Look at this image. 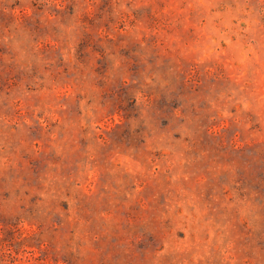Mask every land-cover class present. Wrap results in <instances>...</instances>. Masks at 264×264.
I'll list each match as a JSON object with an SVG mask.
<instances>
[{
	"label": "rangeland",
	"instance_id": "374dc122",
	"mask_svg": "<svg viewBox=\"0 0 264 264\" xmlns=\"http://www.w3.org/2000/svg\"><path fill=\"white\" fill-rule=\"evenodd\" d=\"M0 264H264V0H0Z\"/></svg>",
	"mask_w": 264,
	"mask_h": 264
}]
</instances>
